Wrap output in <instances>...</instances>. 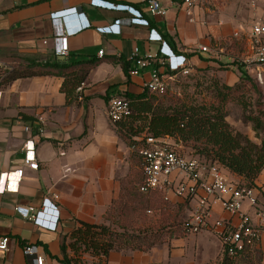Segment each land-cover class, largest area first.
<instances>
[{"label":"crops","instance_id":"1","mask_svg":"<svg viewBox=\"0 0 264 264\" xmlns=\"http://www.w3.org/2000/svg\"><path fill=\"white\" fill-rule=\"evenodd\" d=\"M102 1L130 5L142 13L144 22L131 23L129 13L106 9ZM156 1L167 8L166 15L152 13L149 0H0V67L55 59L57 35L52 15L67 7L59 23L68 33L69 53L59 59L63 63L67 59L97 61L72 103H67L61 91L63 78L56 75L20 78L2 87L0 175L19 169L24 172L20 182L7 179L12 189L0 193V238H9L8 249L0 250V264H35L26 258L25 245H36L45 264H62V243L69 242L81 222L112 224L105 215L120 199L123 180L136 165L131 147L108 118V99L143 91L151 71L147 68L137 76L128 75L119 58L131 69L135 47L140 56L159 59L161 44L166 42L175 53L187 56L191 65L214 66V61L203 60L213 59V55L200 52L199 47L222 46L244 26L223 6L226 2L219 10L212 5L213 0H200L192 21L184 0ZM84 20L89 27L81 28ZM112 23L120 24V33L109 32L107 26ZM244 28L236 38L246 39L251 47L249 30ZM154 33L161 40L153 39ZM33 119L44 122L43 135H37ZM27 124L34 127L31 134L24 130ZM29 137L36 143L38 169L24 162ZM223 170L234 180V175ZM256 183L264 208V172ZM46 198L59 210L56 230L41 227L16 210L18 206L40 210ZM244 209H249L247 203ZM249 212L254 216L252 209ZM213 213L215 219L230 218L219 204L213 206ZM175 242L176 238L147 252L112 251L107 264H160L162 246L169 244L171 248ZM260 249L264 264V232Z\"/></svg>","mask_w":264,"mask_h":264},{"label":"trees","instance_id":"2","mask_svg":"<svg viewBox=\"0 0 264 264\" xmlns=\"http://www.w3.org/2000/svg\"><path fill=\"white\" fill-rule=\"evenodd\" d=\"M194 54L196 53H191L190 56ZM119 60L123 62L124 71L129 75V66L125 64L123 58H119ZM203 60L215 62L214 59ZM96 64L97 61L94 59H67L63 63L56 56L55 59L45 62L36 61L21 66L0 67V79H2L0 86L3 87L9 82L34 75H56L63 78L61 91L65 93L67 103H72L77 97L78 88L87 80L90 69ZM233 64L239 69V81L230 85L220 83L217 78H212L211 88H213L215 102L210 104L173 102L166 95H162L169 101V103H164L162 99L151 94L145 88L139 93L128 91L120 95V97H124L131 102L132 115L126 120L113 124L118 135L130 147L134 145L138 147L141 144V142L136 141V137L144 134L141 131L145 128L148 131L147 134L154 137L171 136L174 138L175 143L180 145V152L191 154L212 164H219L232 175L240 178L238 181L233 180L240 186L259 188L256 181L264 172V136L257 143L247 134L233 127L226 120V105L229 100L236 98L234 95L239 89L250 84V87L259 96L257 105L260 114L251 112L246 115L245 121L251 122L256 132L264 131V109L260 101L262 90L252 79L244 64ZM192 67L201 69L193 65ZM32 121H36V119ZM191 142L197 153L185 151L186 146ZM132 152L137 159L140 182L137 186L134 185V170L127 180H123L120 199L115 201L105 215L107 220L114 226H119L122 231H115L111 229L110 225L81 222V225L70 234V241L66 243L64 240L62 243V258L60 259L62 264H73L74 262L68 248L75 252L84 248L90 251L93 258H98L101 264H107V259L112 251L147 252L153 247L163 244L165 242L164 231L167 228L173 229L170 235L173 238L190 234L184 226L186 211L189 208L188 200L183 203H170L165 201L160 193H143L140 190V185L144 179L143 159L138 151L132 150ZM125 198L129 199L132 207H128L127 203H123ZM156 201L162 205L176 208L182 217L178 214L169 216V222H166V225L160 229L150 228L138 232L130 231L129 223H121V216L125 212L123 209L126 206L132 210L138 208L142 214H145L148 211L152 212ZM262 261L263 252L261 249L246 250L237 255H230L223 248L222 257L219 259L218 264H238L239 262H242V264H263Z\"/></svg>","mask_w":264,"mask_h":264},{"label":"built area","instance_id":"3","mask_svg":"<svg viewBox=\"0 0 264 264\" xmlns=\"http://www.w3.org/2000/svg\"><path fill=\"white\" fill-rule=\"evenodd\" d=\"M200 0H184L185 12L187 16L194 18V10ZM150 10L154 14L166 15L168 10L156 0H149ZM102 7L129 13L131 23L144 22L142 13L130 5L115 4L109 1H102ZM67 7L63 11L52 15V21L56 26V37L54 52L56 56H67L69 53L68 33L63 30L59 23V16L68 11ZM76 10V9H71ZM90 23L84 20L81 28L89 27ZM111 33H120V24L112 23L107 26ZM245 28L240 26L234 32L235 37H239ZM67 33V34H66ZM250 40L252 53L244 60L246 65L264 66V26L261 23H254L251 31L247 32ZM155 40L161 37L154 33ZM157 59L154 57H142L139 48L135 47L131 53L134 66L129 74L137 76L147 68H151L150 79L144 82V88L150 93L165 94L171 82L176 81L180 76H187L192 73L193 67L190 59L181 54L175 53L171 47L162 42ZM200 52L216 55L221 49L211 46H200ZM104 51H99L102 56ZM2 79H0V82ZM82 88L79 87L78 90ZM0 86V94L2 93ZM108 118L111 123L128 119L132 115L131 102L120 96L112 97L108 102ZM37 135L45 133V125L41 120L34 122ZM33 125L27 124L24 130L32 133ZM136 141L141 144L131 147L133 151H138L143 159L144 179L140 185L143 193L157 192L163 195L165 201L170 203H183L188 200L189 208L186 211L184 226L190 233H199L203 230L213 231L222 242L224 248L230 255H237L244 251H255L261 248L262 235L264 232V211L259 209L260 192L257 187L240 186L237 182L230 180L223 173V168L219 164H212L208 161L191 154L179 151V144L175 143L173 137L165 135L154 137L147 133L136 137ZM25 164L31 169H38L39 162L37 148L34 137H29L24 145ZM24 169H19L10 173L0 175V193L12 189L7 186V179L20 182ZM248 204V210L244 205ZM219 204L230 216L228 219H215L213 206ZM254 211V216L249 212ZM17 212L24 217L34 219L35 224L41 227L56 230L59 210L55 208L50 199H44L42 208L36 210L34 207L16 208ZM149 213L151 211H148ZM9 244L8 237L0 238V250H7ZM24 254L29 261L35 264H45V258L39 254L36 245H25Z\"/></svg>","mask_w":264,"mask_h":264},{"label":"rangeland","instance_id":"4","mask_svg":"<svg viewBox=\"0 0 264 264\" xmlns=\"http://www.w3.org/2000/svg\"><path fill=\"white\" fill-rule=\"evenodd\" d=\"M222 3H224L223 6L225 5L227 11L233 13L249 31H251L254 23L258 22L264 26V0L212 1V5L217 7L215 9L219 10H221ZM262 40L264 41V37ZM248 44L249 43L246 39H238L235 36H232L231 39H227L226 43L222 44V46H214L218 49H221L220 47H222L221 51L216 55H213V59L215 60L214 66H208L201 69L193 68L191 74L180 76L176 81L171 82L166 94H151L162 99L164 103H169V101L162 95H166L167 98L172 99L173 102L210 104L215 102L213 88H211V79L217 78L220 83L224 84H235L239 81L240 72L238 67L233 63H239L246 66L252 79L261 88L262 96L260 101L263 105L262 108L264 109V66L258 67L256 65H246L244 60L252 53L251 47L250 45L248 46ZM234 97L236 98L229 100L226 105V120L233 127L247 134L252 140L259 143L261 137L264 136V131L256 132L253 129V124L245 121V117L249 113H259L257 105L258 94L250 87V84H248V86L239 89ZM141 132L147 133L148 131L145 128ZM185 151L189 153H197L192 142L186 146ZM134 160L136 163V169L133 178L135 180L134 185L137 186L140 182V172L137 167V159L135 155ZM223 173L230 177L226 170H223ZM231 179H233V177H231ZM234 180L238 181L240 178L235 176ZM123 203H127L128 207H132L128 198H125ZM155 204L154 208H152V212H147L145 214H142L138 208L132 210L126 206L123 209L125 212L121 216V223H129L130 231L138 232L150 228L160 229L166 225V222H169V216L178 214L182 217L176 208L162 205L157 203V201ZM259 209L264 211V208L260 206V202ZM109 225L111 226V229L115 231H122L119 226H114L113 224ZM172 231V228H167V230L164 231V243H171L172 240L175 239V237L173 238L170 236ZM172 247L170 248L169 244L162 246L159 259L160 264H218L219 259L222 257V242L211 230H203L199 233H190L186 236L176 238L174 247ZM130 251L133 250H129V252ZM69 254L74 259L73 264H101L100 261H98V258H93L90 251H87L84 248L79 249L77 252L70 250ZM219 254L220 256H218ZM238 264H242V262H239Z\"/></svg>","mask_w":264,"mask_h":264}]
</instances>
